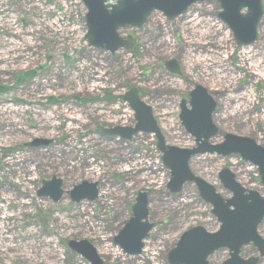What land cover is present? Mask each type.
<instances>
[{
    "label": "rangeland",
    "instance_id": "374dc122",
    "mask_svg": "<svg viewBox=\"0 0 264 264\" xmlns=\"http://www.w3.org/2000/svg\"><path fill=\"white\" fill-rule=\"evenodd\" d=\"M262 8L264 14V0ZM218 11L214 2L195 4L172 22L154 12L140 29L118 31L121 38L137 41L134 52L120 50L111 56L88 48L83 40L86 9L80 0H0V86L9 88L0 93V264H88L67 245L82 240L93 245L103 264H167V254L185 231L218 230L211 207L193 185L169 193V171L162 166L154 137L138 134L123 142L97 134L99 127L132 126L133 113L120 96L134 88L152 108L165 142L190 149L193 139L182 128L174 105L192 85H200L218 94L214 123L219 132L212 144L231 134L264 147V66L257 78L241 67L237 56L247 49L254 58L264 59V16L257 41L235 47L222 68L217 40L227 30L217 19ZM193 18L207 26L191 30ZM194 57L207 59L208 66L194 64ZM170 58L181 67L180 79H169L163 70ZM23 78L22 91H14L12 85ZM231 81L236 87L232 95L238 98L234 101L224 94ZM35 139L54 142L47 148L28 147ZM189 169L224 199L230 194L218 180L222 169L244 189L264 197L256 168L238 156H197ZM51 177L62 181L64 192L81 182L97 183L98 197L78 204L67 195L57 203L38 198L42 181ZM140 192L147 194L153 228L139 256L121 251L124 257L113 255L119 250L113 239L131 218ZM258 234L264 239V219ZM240 255L257 257L252 246ZM227 257L226 250H219L208 264H221ZM258 264H264V258Z\"/></svg>",
    "mask_w": 264,
    "mask_h": 264
},
{
    "label": "water",
    "instance_id": "95a60500",
    "mask_svg": "<svg viewBox=\"0 0 264 264\" xmlns=\"http://www.w3.org/2000/svg\"><path fill=\"white\" fill-rule=\"evenodd\" d=\"M211 1L218 4L217 18L230 31L236 46L247 47L256 41L257 27L263 17L262 0H115L111 5L107 4L108 0H80L86 9V34L83 40L87 47L106 51L111 55L120 49L130 52L134 48V42L121 38L119 30L140 29L154 12L162 14L167 21H173L192 5ZM164 68L172 74L180 75L176 60L167 61ZM121 100L134 113V127H116L104 133L125 141L138 133L153 135L156 148L162 156V165L169 171V193H179L185 184L194 185L201 201L211 207L210 214L219 225L214 233H208L202 227L184 232L174 249L168 253V264H208V258L222 249L228 251V259L224 264H257L256 257L244 260L239 256L241 249L249 245L256 249L260 258H264V239L257 233L264 218V198L255 191L242 188L233 174L223 169L218 179L223 189L231 195L229 199H223L211 185L195 177L189 170V162L196 156L207 154L227 158L238 155L244 162L257 168L264 186V147L258 146L249 138L230 134H226L220 144H210L209 141L217 136V129L212 123L215 102L200 86L190 94V109L182 108L179 114L184 131L194 139L195 146L192 149H180L165 143L151 108L138 98L136 90L121 96ZM49 144L48 140L35 139L29 146L44 148ZM61 185V181L56 178L49 182L43 181L37 196L49 198L56 203L64 194ZM65 194L73 203L93 202L98 195L97 184L82 182ZM131 212L132 217L114 237L113 243L124 254L138 256L143 248L142 241L153 228L147 221L145 193L137 195ZM68 248L88 264H102L96 250L85 240L69 242Z\"/></svg>",
    "mask_w": 264,
    "mask_h": 264
},
{
    "label": "bare ground",
    "instance_id": "6f19581e",
    "mask_svg": "<svg viewBox=\"0 0 264 264\" xmlns=\"http://www.w3.org/2000/svg\"><path fill=\"white\" fill-rule=\"evenodd\" d=\"M201 24H202V26H207V24L205 22H203V23H198L197 22L196 23L195 19L193 18L191 20V25H192L191 30L194 31L195 29H198V28L200 29ZM10 27L12 29H14L12 25H10ZM203 28H204V30H206L205 27H203ZM200 31H201V29H200ZM214 31H216L215 28H214ZM18 33L20 34V32H16V34H18ZM217 41H218V44H219V50H221V56H220L221 65H222V68H224V64L226 62L225 57L227 56L228 53H231L232 51H235V46H234V43H233L232 36H231V34L228 31H227V33H225ZM211 53L212 52H209V55H211ZM237 56H238L239 62L242 64L241 67H245V69L246 70H250V72L252 71V75L255 76V77H257V78H261L262 77V75H261L262 65L264 66V64H263L264 63V59H263L262 56H261L262 57L261 59L259 58L260 60L259 59H256L251 54V52L248 51L247 49H240L238 51ZM193 63L194 64H197V63L198 64H204L205 63L204 66H208L207 64L209 62H208L207 59L201 60V59H198V58H195L194 57V62ZM222 68H220V69H222ZM224 71H227V70L224 69ZM203 74H204V78H208V74L207 73L204 72ZM209 83H210V85H212V82H209ZM234 84H235L234 81L233 82L232 81L231 82H227L226 86L224 87V89H225V93L224 94L231 95L230 97H228V99L231 100V101H234V100H237L238 99V98H236L235 96L232 95V93H234V90L236 89V87L234 86ZM239 99H241L240 96H239ZM245 110H247V109L245 108ZM4 111L7 112V110H4ZM240 111H241V113L244 112V110H241V107H240V109H239L238 112H240ZM16 185H18V184H16ZM19 205H22V203L19 202ZM0 213H2L4 215V208H2L1 206H0ZM3 219H7V215H5ZM3 219H1V220H3ZM0 235L3 237L4 233L3 232H0ZM116 252H117V254H116ZM113 255H117L119 257H121V256L124 257L120 253L119 250H116L113 253ZM151 256H152V254H151ZM148 262L150 263V259H148Z\"/></svg>",
    "mask_w": 264,
    "mask_h": 264
},
{
    "label": "flooded vegetation",
    "instance_id": "af4514ba",
    "mask_svg": "<svg viewBox=\"0 0 264 264\" xmlns=\"http://www.w3.org/2000/svg\"><path fill=\"white\" fill-rule=\"evenodd\" d=\"M215 3V2H214ZM217 4V3H216ZM217 6H218V4H217ZM218 10H219V6H218ZM263 12V11H262ZM263 16H264V14H263ZM263 18V17H262ZM183 20H187L186 18L185 19H182V22H183ZM189 22V21H188ZM126 38H129V39H132V40H134V48H133V50L131 51V52H134V50H135V48L137 47V41L135 40V39H133V37L132 36H126ZM256 41H257V36H256ZM255 41V42H256ZM254 42V43H255ZM253 43V44H254ZM252 44V45H253ZM251 45V46H252ZM196 56H198V54H196ZM170 59H172V58H170ZM168 60H166L164 63H163V70H164V72L165 73H167L168 74V77H169V79H180L181 77H182V70H181V67H180V65H179V68H180V75H175V74H172V73H170V72H168L167 70H165V68H164V64L167 62ZM27 80H28V78H27ZM26 81V79L25 78H23V79H21V80H17L16 82H15V85H12V87L14 86V91H15V89H16V92L17 91H19V92H21L22 91V86L20 85V83H22V82H25ZM198 86H200V85H192L191 86V88L187 91V93H186V95H185V97L184 98H181L180 100H179V102L177 103V105H174V106H176V109L178 110V113L180 114V112H181V109L182 108H186V109H190V106H189V100H190V94H191V92H193L195 89H196V87H198ZM11 87V86H10ZM200 87H202V86H200ZM203 88V87H202ZM203 89H205V88H203ZM3 90H7V92H9V88H3V87H1L0 86V93H2L1 91H3ZM137 90V94H138V96H139V98L140 99H142L141 98V92L138 90V89H136ZM206 90V93L214 100V102H215V110H214V114L212 115V123H213V125L215 126V128L217 129V136H218V128H217V126L215 125V123H214V115H215V113H216V109H217V103H216V101H215V98H216V96L218 95L217 93L216 94H213V93H211V91H209L208 89H205ZM6 92V93H7ZM178 120H179V115H178ZM180 122V121H179ZM181 124V123H180ZM111 127H113V126H109V127H103V128H101V127H99L98 128V130H97V134L98 135H100L103 139H106L107 141H111V138L110 137H107V136H105V135H103V133L104 132H102L103 130L102 129H109V128H111ZM225 135V134H224ZM223 135V136H224ZM216 136V137H217ZM215 137V138H216ZM54 142V141H53ZM193 145H194V139H193ZM227 259H228V257H227ZM226 259V260H227ZM209 260V259H208ZM226 260L225 261H223L221 264H224V262H226Z\"/></svg>",
    "mask_w": 264,
    "mask_h": 264
}]
</instances>
